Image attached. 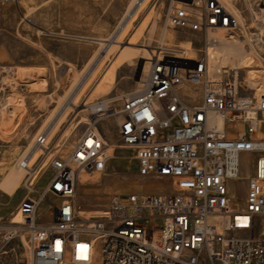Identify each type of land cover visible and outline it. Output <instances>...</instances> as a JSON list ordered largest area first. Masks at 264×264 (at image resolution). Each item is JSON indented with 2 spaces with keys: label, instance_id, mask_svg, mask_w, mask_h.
<instances>
[{
  "label": "built area",
  "instance_id": "built-area-1",
  "mask_svg": "<svg viewBox=\"0 0 264 264\" xmlns=\"http://www.w3.org/2000/svg\"><path fill=\"white\" fill-rule=\"evenodd\" d=\"M231 2L235 12L223 0H170L165 29L185 31L197 44L153 48L142 89L122 97L119 109L109 100L93 104L69 153L40 136L39 157L21 163L24 197L15 213L23 221L0 218V241L25 238L28 264H264V87L243 84L241 69L212 76L208 59L217 44L212 34L224 31L259 54L264 69V0ZM210 114L222 118L223 129L209 126ZM114 116L139 177L169 190L113 195L105 211L82 216L78 184L83 173H106L112 156L100 123ZM244 156L255 158V171L239 211L230 182L242 180ZM49 196L60 202L42 222Z\"/></svg>",
  "mask_w": 264,
  "mask_h": 264
},
{
  "label": "rangeland",
  "instance_id": "rangeland-1",
  "mask_svg": "<svg viewBox=\"0 0 264 264\" xmlns=\"http://www.w3.org/2000/svg\"><path fill=\"white\" fill-rule=\"evenodd\" d=\"M138 1L23 0L21 9L11 6L6 11L0 27L1 189L9 191L23 178L25 173L19 166L28 151L31 150V163L39 157L40 136L47 135L54 146L66 139L64 153H69L86 128L89 106L109 100L119 109L122 97L142 89L150 57L142 47L151 52L160 44L185 49L190 48L191 41L197 44L195 36L185 31L165 29L170 0H145L119 32ZM215 36L234 41L224 31ZM130 41L136 45L134 49L121 54L118 43L126 47ZM94 66L93 73L85 79ZM11 72L14 76L9 75ZM5 79L11 84H6ZM240 80L254 87L252 75L245 69L240 71ZM119 121V116H114L100 123L108 146L114 145L115 149L105 174L87 175V180L78 184L75 204L82 216L105 211L113 195L164 194L169 190L163 181L139 177L134 152L125 148L118 136ZM254 163L255 158L244 156L242 180L230 182L233 195L240 201L234 205L236 210L246 209L243 200L247 180L255 171ZM51 175L49 172L42 180L39 194ZM59 202L49 196L41 205L39 221L49 220V209ZM15 212L5 219L14 216L20 222ZM0 214L7 215L6 206L0 205ZM25 240L17 237L0 241V264H28Z\"/></svg>",
  "mask_w": 264,
  "mask_h": 264
},
{
  "label": "bare ground",
  "instance_id": "bare-ground-1",
  "mask_svg": "<svg viewBox=\"0 0 264 264\" xmlns=\"http://www.w3.org/2000/svg\"><path fill=\"white\" fill-rule=\"evenodd\" d=\"M144 1L145 0H139L137 2L136 6L132 10V12L126 18L128 21L125 20L123 22V24L120 26L119 32L122 31L125 28V26L129 23L131 18L136 13V11L139 9V7H141V5L144 3ZM231 1L232 0H223L225 5L231 11L235 12V9L233 8V5H232ZM220 32L221 31H217L214 34H212V37L215 38L216 40H219L220 43L217 41V44H215V46L213 45L208 51V59H209V66H210L211 75L212 76L217 75L218 72L224 67H228V68H231V69H241V70L245 69V70H247L249 72V75H252L253 81L251 82V84L261 90L263 88L261 86V84H260L261 83V78H262V76H264L263 75L264 74V69L262 67L263 65H262V62H261L262 58L259 56V54H257L253 50L250 51L246 47V45L243 46L244 41H242V40H240V42H238L237 40H235V38H232L230 40H234V41H223V40L217 38L215 35H217ZM123 45H124L123 43H118V45H117L118 48L119 47L122 48L121 49V51H122L121 54H123L126 51V49H134V47L136 46L135 44L132 43V41L128 42V46H126V47L123 46ZM135 49H137V48H135ZM142 49L145 51V53L150 55V53H151L149 51L150 48L142 47ZM148 59L150 60V57ZM94 70H95V66L90 69V71L86 75L85 79H87L93 73ZM23 73H25V71H23ZM9 75L10 76H14L12 72L9 73ZM26 76H27V74H26ZM262 81H263V79H262ZM4 82L6 84H11V82L9 80H7V79H5ZM253 83L260 84V85L257 86V85H254ZM44 84H46V83L44 82ZM8 86H10V85H8ZM15 102H17V101H15ZM89 108H90L91 111H94L96 106L91 105V106H89ZM88 121L89 120H85V123H88ZM209 121H210L209 122L210 123L209 124L210 127H216L217 126V128L223 129L224 123H223L222 118L219 115L210 114ZM71 134H72V132H71ZM69 136H70V133H69ZM258 136L261 137V134L259 133ZM65 141H66V139H65ZM65 141H64V143H65ZM105 142H106V139H105ZM106 144H107V142H106ZM34 147H35V145L32 146L33 149H34ZM107 149H108V153L110 152V155H112L111 153L114 151L115 146L114 145H109L108 146V144H107ZM40 151H42L41 148H40ZM29 156H31V150L26 153V155L23 158V160L21 161V163L24 162L25 158L29 157ZM21 163H20V166H19V170H22L24 173H26L25 169L22 168ZM81 180H82V182L86 181L87 180V174L83 173L81 175ZM94 215H96L95 212H88L87 213V216H94ZM19 218H20V222H22L23 219H22L20 214H19ZM26 242L27 241L25 240V243Z\"/></svg>",
  "mask_w": 264,
  "mask_h": 264
},
{
  "label": "crops",
  "instance_id": "crops-1",
  "mask_svg": "<svg viewBox=\"0 0 264 264\" xmlns=\"http://www.w3.org/2000/svg\"><path fill=\"white\" fill-rule=\"evenodd\" d=\"M21 4H23V0L19 1L18 5H2L0 4V27L3 24L4 17H6V11L10 9L11 6H16L19 9L22 8ZM1 54V53H0ZM2 179H0L1 181ZM22 179L9 191H5L0 188V205H4L7 208V215L0 214V218L5 219L6 217H10L13 213V210H16L20 202L24 197V192L21 189Z\"/></svg>",
  "mask_w": 264,
  "mask_h": 264
}]
</instances>
